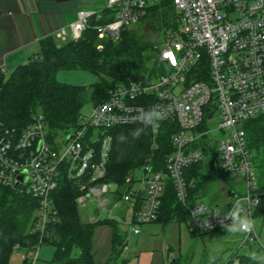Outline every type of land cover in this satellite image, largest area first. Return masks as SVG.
<instances>
[{"label":"built area","instance_id":"obj_1","mask_svg":"<svg viewBox=\"0 0 264 264\" xmlns=\"http://www.w3.org/2000/svg\"><path fill=\"white\" fill-rule=\"evenodd\" d=\"M95 1L99 4H93ZM166 1L173 5L179 27L152 48L158 51L156 64L165 68L162 75L153 81L113 86L106 100L93 105L90 115L82 116L74 131L64 134L61 145L49 133L41 113L33 115L21 131L0 127V186L38 202L37 246L31 254L19 244L13 247L23 262L35 264L40 246L50 236L48 223L58 213L52 194L63 175L79 190L76 203L81 207H87L88 200L99 199L104 209L107 199L102 198L125 189L123 200L136 207L130 223V232L135 235L140 233L135 225L157 219L167 180L188 212L186 225L191 234L223 228L220 220L236 199L246 198L245 208L253 220L261 199L243 123L264 114V0H94L68 25L72 40L80 39L91 28L93 18L105 20L93 26L99 39H117L145 19L151 6ZM55 35L65 40L66 27ZM0 73L7 74L2 65ZM156 104L170 109L164 120L148 127L154 151L163 124H168L164 132L170 134L172 150L164 158L165 168L156 170L151 155L125 177L122 186L107 181L111 130L142 124L140 112ZM208 106L206 118L204 109ZM216 114L219 121L209 125ZM206 151L212 154L217 169L221 166L243 178V195L235 192L234 199L225 197L216 206L190 200L185 171L203 161ZM196 209L200 210L198 216L194 215ZM96 221V217L90 219ZM224 223L231 221L225 219ZM244 234L246 243L260 244L255 228L251 234Z\"/></svg>","mask_w":264,"mask_h":264},{"label":"trees","instance_id":"obj_2","mask_svg":"<svg viewBox=\"0 0 264 264\" xmlns=\"http://www.w3.org/2000/svg\"><path fill=\"white\" fill-rule=\"evenodd\" d=\"M145 19L153 21L160 33L166 34L170 29L174 31L179 27L170 1L151 6ZM104 22L93 18L90 21L91 28L78 40L58 44L54 37H47L41 42L36 57L19 65L8 75L0 73V127L21 131L31 123L33 115L41 113L51 135L58 132L65 134L78 126L83 107L88 103L96 105L106 100L113 86L131 81H153L165 72L162 65H156L149 57L151 55H147L156 42L152 43L137 33V26L141 22L123 31L117 39H107L101 43L103 40H99L93 26ZM100 44L103 46L101 49L98 48ZM62 70H83L95 74L98 80L93 84V94L86 86L58 81L57 74ZM165 125L168 124H163L159 145L154 151L151 150L152 137L148 127L139 138L133 139L131 135L134 129L144 127L143 124L113 128L106 180L118 182L122 186L125 177L151 155L156 170H163L164 158L172 150L170 134L164 132ZM243 128L253 154L252 162L258 179L257 192L263 195L255 214L264 215V114L247 119ZM118 137L126 139L121 142ZM198 164L185 171L193 203L201 199L209 184ZM193 179L195 182L192 184ZM227 190L225 188L224 194ZM79 194L66 175L62 176L58 188L52 194L58 213L56 219L48 223L50 236L45 238V242L55 246L53 261L56 264H94L91 240L95 226L101 221L85 223L80 220L76 203ZM37 209L36 199L0 186V264H10L16 244L21 245L28 254L33 252L40 240L35 231ZM188 217L186 208L177 200L172 182L167 180L159 215L154 222L166 224L177 220L186 223ZM114 237L116 245L123 244L122 235L116 232ZM74 248L79 251L77 256L72 255ZM23 264H27V261ZM226 264H264V261L235 255Z\"/></svg>","mask_w":264,"mask_h":264},{"label":"rangeland","instance_id":"obj_3","mask_svg":"<svg viewBox=\"0 0 264 264\" xmlns=\"http://www.w3.org/2000/svg\"><path fill=\"white\" fill-rule=\"evenodd\" d=\"M66 31V39H58V44L72 40L68 25ZM136 31L144 39L155 43L170 33L172 29L166 34L160 33L153 21L145 19L137 26ZM104 40L100 42L103 43ZM147 55H151L149 57L156 64L155 58L158 51L151 50ZM13 70L7 69L6 75ZM57 79L64 84L86 86L91 94L94 92L93 84L98 80L95 74L83 70H62L58 72ZM92 106L91 103L85 105L81 110L80 118L90 115ZM209 109V106L204 109L206 118ZM215 121H219L217 114L208 124L214 126ZM73 131L74 129H71L69 132ZM64 136L63 132L54 135L59 145L62 144ZM203 157V161L198 164V167L201 168L209 184L207 191L201 196L202 202L209 206H216L222 200L225 188L233 189L238 196L245 193V183L242 177L231 174L228 176L226 170L221 166L218 170L215 169L212 164L214 158L209 151L204 152ZM124 194L125 189L115 194L108 193L102 198L107 199L104 209L99 206V199L88 200L87 207L77 206L78 215L82 222L90 223L92 217L101 221L95 226L91 240L94 264H226L235 255L252 257V254L256 253L257 260L264 256L262 249L264 248V215L261 213L255 214L253 218L255 231L261 245L257 242L245 245L244 233H228L225 228L193 236L188 231L186 223L177 220H172L166 224L156 221L135 225L140 229V233L135 235L130 232L134 204L124 201ZM107 220L114 222V224ZM117 230L124 239L121 245L114 243ZM54 252L55 246L53 244L43 243L38 251L35 264H56L53 261ZM78 253V249L74 248L72 255L77 256ZM211 257L216 258L214 262L211 261ZM10 264H23L20 252L13 251Z\"/></svg>","mask_w":264,"mask_h":264},{"label":"crops","instance_id":"obj_4","mask_svg":"<svg viewBox=\"0 0 264 264\" xmlns=\"http://www.w3.org/2000/svg\"><path fill=\"white\" fill-rule=\"evenodd\" d=\"M93 1L0 0V65L7 72L36 57L45 38L57 41L56 32L75 21L77 12Z\"/></svg>","mask_w":264,"mask_h":264},{"label":"clouds","instance_id":"obj_5","mask_svg":"<svg viewBox=\"0 0 264 264\" xmlns=\"http://www.w3.org/2000/svg\"><path fill=\"white\" fill-rule=\"evenodd\" d=\"M169 112L170 109L167 106L161 104L153 105L147 110L141 111L138 119L141 121L144 127L136 128L133 130V132L131 133L133 139L139 138L145 131L146 127H155L160 121L166 118V114ZM124 139H126V137H118V140H120L121 142H123ZM244 199L246 198L234 200L231 209L227 213H225L223 215V219L220 220L222 227L225 228L228 233L251 234L254 231L255 224L245 208ZM199 211V209H196L194 215L198 216ZM216 214L218 217L221 216L218 213ZM225 219L230 220L231 223L225 224ZM204 222L207 227H211V225L208 224L207 220H204ZM251 258L254 260L257 259L256 253H253ZM215 259V257H211L212 262H214ZM262 261H264V258H262Z\"/></svg>","mask_w":264,"mask_h":264},{"label":"water","instance_id":"obj_6","mask_svg":"<svg viewBox=\"0 0 264 264\" xmlns=\"http://www.w3.org/2000/svg\"><path fill=\"white\" fill-rule=\"evenodd\" d=\"M20 179L22 180V181H25V178L24 177H20ZM226 197H227V199L228 200H232V199H234L235 197H236V194H235V192H234V190H232V189H228L227 191H226ZM263 197V195H260L259 196V198L261 199ZM248 243H245V245H247Z\"/></svg>","mask_w":264,"mask_h":264}]
</instances>
